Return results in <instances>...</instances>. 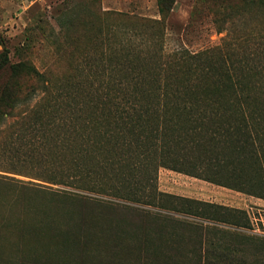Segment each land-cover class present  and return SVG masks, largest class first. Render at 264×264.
<instances>
[{
  "label": "rangeland",
  "instance_id": "1",
  "mask_svg": "<svg viewBox=\"0 0 264 264\" xmlns=\"http://www.w3.org/2000/svg\"><path fill=\"white\" fill-rule=\"evenodd\" d=\"M163 2L0 0V264H264V158L191 161L223 157L169 97L264 120V2Z\"/></svg>",
  "mask_w": 264,
  "mask_h": 264
},
{
  "label": "trees",
  "instance_id": "2",
  "mask_svg": "<svg viewBox=\"0 0 264 264\" xmlns=\"http://www.w3.org/2000/svg\"><path fill=\"white\" fill-rule=\"evenodd\" d=\"M241 1H250L255 4L264 2V0ZM159 4L161 6V11L162 9L164 10L165 3L163 0H159ZM7 65V56L0 54V70ZM10 67L13 71L15 65L12 64ZM238 82L240 83V81ZM160 83L161 82H159L158 85H160ZM234 84H236V81ZM193 88L194 85L191 84L188 89L193 91H182L179 93L175 90L174 93H169V97L172 98V103L180 106L174 107L175 109L171 118L177 117L195 121L196 124L191 126L193 128L192 132L197 128V132L200 133L202 128L200 124L205 123L207 126L205 130V134H208L207 138L214 137L213 144L209 143L211 145L209 148L221 155L223 158H217L221 160L212 158H207L211 159L207 160L206 158H203L200 162V160L193 157L191 158L193 159L191 161H198L199 163L207 165L209 168L233 176L254 177L248 173L246 174L247 176H244L241 172L236 171V168L229 170L226 169V167H229L230 165L229 162L232 164V160L235 159H240L239 162L242 163L246 160V158H264V146L260 145V142L264 140V127H260V123L264 121L261 119V114H263V112L257 110L250 104L252 99L251 93L244 91L243 88L230 91V88L225 87L221 92H219L221 89L214 91H211V89H205L204 92H201V90L194 91ZM161 96H163V94L156 95L154 102H159V98H161ZM4 99L5 94H2L0 106ZM206 120L208 123L205 122ZM199 136L204 137L202 132ZM182 137L185 136L177 134L174 140L169 137L167 138V136L162 137L160 145L162 147L171 141H181ZM202 203L214 206L212 203ZM225 208L238 215L242 212L240 209ZM234 225L238 227L244 226L239 223H234Z\"/></svg>",
  "mask_w": 264,
  "mask_h": 264
}]
</instances>
